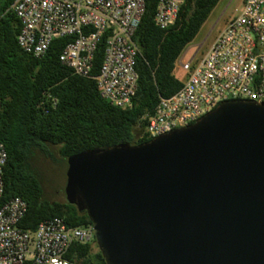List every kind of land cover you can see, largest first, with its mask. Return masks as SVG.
Here are the masks:
<instances>
[{
	"label": "water",
	"instance_id": "95a60500",
	"mask_svg": "<svg viewBox=\"0 0 264 264\" xmlns=\"http://www.w3.org/2000/svg\"><path fill=\"white\" fill-rule=\"evenodd\" d=\"M65 177L105 264H264L263 104L70 156Z\"/></svg>",
	"mask_w": 264,
	"mask_h": 264
},
{
	"label": "built area",
	"instance_id": "2783aa9c",
	"mask_svg": "<svg viewBox=\"0 0 264 264\" xmlns=\"http://www.w3.org/2000/svg\"><path fill=\"white\" fill-rule=\"evenodd\" d=\"M146 0H15L20 22L19 48L42 57L57 38H72L59 62L74 75L87 77L94 53L106 34L104 53L94 77L99 96L109 105L128 109L137 89L133 36L145 12ZM185 0H159L153 22L159 29L174 25ZM189 46L175 65L185 74L182 87L160 98L147 118L143 136L152 140L194 124L220 103L231 100L264 105V0H244L207 50ZM192 50L194 52H192ZM2 100L0 97V109ZM56 104L51 99V106ZM7 154L0 142V197ZM27 209L18 197L0 206V264H73L65 255L73 243H92V225L70 228L60 218L42 221L35 231L19 228Z\"/></svg>",
	"mask_w": 264,
	"mask_h": 264
},
{
	"label": "trees",
	"instance_id": "16d2710c",
	"mask_svg": "<svg viewBox=\"0 0 264 264\" xmlns=\"http://www.w3.org/2000/svg\"><path fill=\"white\" fill-rule=\"evenodd\" d=\"M14 1L0 0V142L7 154L0 206L15 197L26 202L18 225L23 231L33 232L42 221L53 218L62 219L70 228L90 226L87 215L66 200L47 199L36 163L61 160L67 167L70 156L87 150L150 141L143 136L147 118L160 98L182 87L174 76L175 63L220 0H185L174 25L164 30L153 22L159 0L145 1L133 36L139 51L138 80L128 109L109 105L96 87L94 77L103 59L106 34L97 45L90 74L74 75L59 62L70 37L54 39L40 58L19 48L20 22L12 10ZM51 99L56 100L54 107ZM65 258L73 264H105L95 239L73 243Z\"/></svg>",
	"mask_w": 264,
	"mask_h": 264
},
{
	"label": "rangeland",
	"instance_id": "374dc122",
	"mask_svg": "<svg viewBox=\"0 0 264 264\" xmlns=\"http://www.w3.org/2000/svg\"><path fill=\"white\" fill-rule=\"evenodd\" d=\"M239 2L240 0H220L211 12L208 20L200 29L194 41L183 50L181 55L189 46L200 45V49L196 53V58H199L213 42L218 32L223 29L224 26L220 25V20H228L232 16L238 14L244 0L241 5ZM192 52L194 51L192 50ZM174 76L179 81L185 78V74L177 65H175ZM36 169L42 179V185L47 199L64 201L65 173L67 169L65 163L61 160H59L58 163L40 160L36 163Z\"/></svg>",
	"mask_w": 264,
	"mask_h": 264
},
{
	"label": "flooded vegetation",
	"instance_id": "af4514ba",
	"mask_svg": "<svg viewBox=\"0 0 264 264\" xmlns=\"http://www.w3.org/2000/svg\"><path fill=\"white\" fill-rule=\"evenodd\" d=\"M242 2H243V0H240V2H239L240 5L242 4ZM227 21H228L227 19H221V20H220V25H221V26H225V24H226Z\"/></svg>",
	"mask_w": 264,
	"mask_h": 264
}]
</instances>
